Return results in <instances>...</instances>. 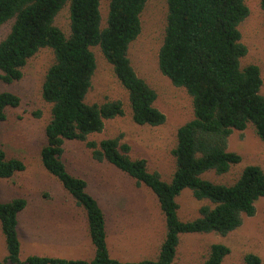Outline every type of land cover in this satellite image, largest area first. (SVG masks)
I'll list each match as a JSON object with an SVG mask.
<instances>
[{"label": "trees", "instance_id": "1", "mask_svg": "<svg viewBox=\"0 0 264 264\" xmlns=\"http://www.w3.org/2000/svg\"><path fill=\"white\" fill-rule=\"evenodd\" d=\"M102 0H0V25L15 19L10 33L0 42V79L13 83L22 78V68L40 49H53L56 62L49 68L42 86V98L51 104L46 125V143L41 149L44 168L86 211L90 239L95 247L92 260L41 255L21 258L18 215L27 200H0V223L7 255L0 264H174L180 236L184 233L215 232L223 236L242 225L243 215L256 213V202L264 197V168L247 166L231 185L203 177L208 171L227 173L242 160L228 149V138L249 124L264 143L263 77L256 64L242 67L248 53L240 24L250 10L245 0H168L167 26L159 51V68L171 82L184 87L193 100L194 117L180 126L173 149L176 170L171 181L150 171L145 158H132L131 146L121 136L99 142L89 135L101 132L108 119L124 115L121 100L89 104L97 67L91 47L100 46L114 72L128 90L133 120L139 125L159 126L166 115L155 106L158 94L138 75L129 57L130 44L142 31L141 13L148 0H111L107 25L101 27ZM70 3L69 37L55 25L61 9ZM264 10V0H261ZM21 98L11 91L0 93V121L6 109L18 107ZM40 114L39 112L37 113ZM86 143L98 161H108L145 184L157 196L166 221V236L156 260L122 262L111 257L107 244L106 219L98 200L88 192V182L72 174L64 162L65 143ZM26 169L24 161L9 157L0 148V179H10ZM192 190L200 216L190 221L179 218L177 197ZM231 249L214 243L203 264H222ZM245 264H262L259 255L248 253Z\"/></svg>", "mask_w": 264, "mask_h": 264}, {"label": "rangeland", "instance_id": "2", "mask_svg": "<svg viewBox=\"0 0 264 264\" xmlns=\"http://www.w3.org/2000/svg\"><path fill=\"white\" fill-rule=\"evenodd\" d=\"M111 0L101 1V27L107 25ZM249 7L248 17L240 24L242 41L248 53L241 60L242 67L256 64L261 68L264 95V10L261 0H245ZM168 0H148L142 13V31L129 47V57L136 72L158 94L155 106L165 113L166 122L159 126L139 125L133 120L128 90L117 78L113 65L106 59L100 46L91 47L96 57L97 67L92 77V87L86 102L104 103L121 100L124 115L108 119L101 132L89 135L97 142L121 136L122 142L131 146L132 158H145L150 171H157L162 179L171 181L176 170L173 149L177 145V131L180 126L194 117L193 100L184 87L175 86L159 68V51L163 44L167 26ZM14 18L0 25V42L10 33ZM67 37L71 34L70 3L58 13L54 21ZM56 62L52 48L40 49L22 68L23 76L13 83L0 79V93L11 91L18 94V107L6 109L7 117L0 121V148L9 157H18L26 164V169L17 172L10 179H0V191L10 195L26 196L30 200L46 198L54 200L61 211L77 205L72 195L43 166L41 149L46 143L45 128L51 119V104L42 98V86L49 68ZM1 74V71H0ZM40 113L39 115L37 113ZM228 149L242 156L225 174L208 171L203 177L215 183L233 184L247 166L264 168V143L249 124L245 130H235L228 138ZM64 162L68 170L88 182V192L100 203L117 210L122 218L118 227L119 239L115 246L108 242L111 257L122 262H139L144 259L156 260L165 239L167 228L164 213L157 196L145 184L136 180L108 161H98L86 143L68 140L65 143ZM4 182V183H2ZM180 205L179 218L194 220L200 216V207L210 204L207 199L197 200L190 189H184L177 197ZM253 216L243 215L240 227L223 236L215 232L184 233L174 264H203L214 243H224L230 253L222 264H245L244 257L254 253L264 264V197L256 202ZM63 208V209H62ZM103 209V208H102ZM104 211V210H103ZM53 212V210L51 211ZM83 216L73 221L59 233L69 237L72 245L56 248L47 240L46 222H42L39 242H32L31 222L20 219L18 233L21 240V258L30 255H45L68 259H93L95 247L90 237L83 236ZM80 239V243L73 244ZM5 236L0 223V260L7 255ZM11 264V263H8Z\"/></svg>", "mask_w": 264, "mask_h": 264}, {"label": "crops", "instance_id": "3", "mask_svg": "<svg viewBox=\"0 0 264 264\" xmlns=\"http://www.w3.org/2000/svg\"><path fill=\"white\" fill-rule=\"evenodd\" d=\"M17 197L19 196L10 195L9 188L7 189L6 192L0 191V200L2 202H9ZM23 197L27 200V205L18 215V225L20 219L21 220L24 219L26 215L27 221L29 220L31 222L32 230H31L30 240L32 242H39L42 222H46L45 230L47 231V240L41 243H46L56 248L59 247L68 248V246L72 245L70 238L60 237L59 233L61 231H64L65 229L68 231V228H66V226L69 227L73 221L77 220L81 216H83V221H82L83 236H86L87 234L88 237H90L89 223H88L86 211L83 207L79 206L77 203H76L77 205L73 206L74 211H71L70 208H67L66 210L62 208L64 211H61L59 209V206L57 207L54 205V200L52 199L39 198L37 200H30L26 196ZM102 208L104 210L105 219H106L107 244L109 241H111V243L116 246L118 244V239H119L118 227L122 222V218L116 215L117 210H114L113 208H110L105 204H102ZM52 210L53 212H51ZM80 241L81 240L78 239L76 242H73V244H78L80 243ZM41 256H45V255H41ZM50 257H54V256H50Z\"/></svg>", "mask_w": 264, "mask_h": 264}]
</instances>
